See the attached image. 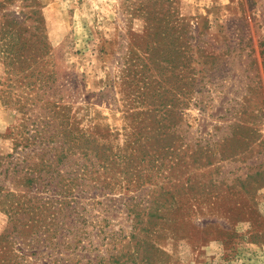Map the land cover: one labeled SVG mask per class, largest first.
<instances>
[{
  "label": "rangeland",
  "instance_id": "1",
  "mask_svg": "<svg viewBox=\"0 0 264 264\" xmlns=\"http://www.w3.org/2000/svg\"><path fill=\"white\" fill-rule=\"evenodd\" d=\"M27 245L264 264V0H0V264Z\"/></svg>",
  "mask_w": 264,
  "mask_h": 264
},
{
  "label": "trees",
  "instance_id": "2",
  "mask_svg": "<svg viewBox=\"0 0 264 264\" xmlns=\"http://www.w3.org/2000/svg\"><path fill=\"white\" fill-rule=\"evenodd\" d=\"M17 235V234H16ZM18 236V235H17ZM67 237V236H66ZM74 238H75V236L74 237H72V241H70V242H64L65 243V245L68 247V248H70L71 249V251L73 252L75 249H77L78 248V242H77V240H74ZM19 239L21 240V241H19ZM67 239V238H66ZM34 240V239H33ZM16 241L18 242V244L19 243H21V244H24V239L22 238V237H18V239H17V237H16ZM91 243L89 242V244L88 245H90ZM87 244H84L83 246H81V249L80 248H78V249H80V250H86V248H87V246H88ZM28 247H22V248H18V251H20V256H17V258H20L21 260H20V262L18 263V264H29V261H28V259L31 257V256H35V255H37V257H40V254H42V252H45V251H40V250H38L37 249V247H33V251H30L29 249L30 248H32V247H30V245H27ZM27 248V249H26ZM89 248H90V246H89ZM61 254H63V253H61ZM50 256V253H49V255H48V257ZM67 257H68V259H70V252L67 254ZM34 261H37V259L36 258H34ZM67 261V260H66ZM69 261H71V260H69ZM60 262H61V258H54V259H52L51 261H49V262H47V263H45V264H60ZM6 264H8V262L6 263Z\"/></svg>",
  "mask_w": 264,
  "mask_h": 264
}]
</instances>
